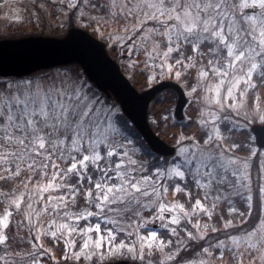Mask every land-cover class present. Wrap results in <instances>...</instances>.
I'll return each mask as SVG.
<instances>
[{
  "label": "snow or ice",
  "instance_id": "6c2138e0",
  "mask_svg": "<svg viewBox=\"0 0 264 264\" xmlns=\"http://www.w3.org/2000/svg\"><path fill=\"white\" fill-rule=\"evenodd\" d=\"M35 7L0 32V264H264V0Z\"/></svg>",
  "mask_w": 264,
  "mask_h": 264
},
{
  "label": "water",
  "instance_id": "95a60500",
  "mask_svg": "<svg viewBox=\"0 0 264 264\" xmlns=\"http://www.w3.org/2000/svg\"><path fill=\"white\" fill-rule=\"evenodd\" d=\"M96 40L98 51L100 54V63H99V70L103 76V83L106 85L108 91L116 97L117 93H119L122 96H127L128 89L133 88L138 94H142V91L140 92L130 80H128L127 76L124 74V72L121 69L120 64L108 53L106 48V43L100 40L97 37H94ZM103 45L102 48L99 46ZM53 49L56 48V45H52ZM143 92L148 93V95H143V98L139 101L141 106L146 105L145 111L149 109L150 103L154 99V94L152 93L151 87L143 90ZM178 94L177 102H176V108L180 111H184L187 100L181 97ZM152 96V98H149ZM132 103H136L134 98H129ZM259 147L260 145L257 144Z\"/></svg>",
  "mask_w": 264,
  "mask_h": 264
},
{
  "label": "rangeland",
  "instance_id": "374dc122",
  "mask_svg": "<svg viewBox=\"0 0 264 264\" xmlns=\"http://www.w3.org/2000/svg\"><path fill=\"white\" fill-rule=\"evenodd\" d=\"M38 3L39 0H6L5 4L0 5V32L13 33L17 36L20 33L28 34L40 31H43L46 34L52 33L53 26L49 23L47 19H45L44 22L41 24H36L33 20L29 19V16L33 11H39V9L35 7V5H37ZM16 8H19L20 14L25 17L22 23L12 22L10 19L12 15L11 10H14ZM9 24H11V27H8ZM23 26L25 27L21 28ZM119 62L121 64V59L119 60ZM124 71L128 76V70L124 68ZM255 147L258 148L256 145ZM255 227H262L260 220L258 221ZM157 230H159V228H157Z\"/></svg>",
  "mask_w": 264,
  "mask_h": 264
},
{
  "label": "trees",
  "instance_id": "16d2710c",
  "mask_svg": "<svg viewBox=\"0 0 264 264\" xmlns=\"http://www.w3.org/2000/svg\"><path fill=\"white\" fill-rule=\"evenodd\" d=\"M108 50H109L110 54H111L114 58H116L117 60H120V59H121V58L119 57V55H118L116 52L112 51L111 46H109ZM132 82H133V83L137 86V88L140 89V90H143V89H145V88L148 87V85L144 84L143 80H140L139 82H137V80H132ZM176 97H177V94L173 96L172 100H171L169 103L175 105ZM152 103H153V101H152ZM152 103H151V105H150V108H151V106H152ZM150 108H149V109H150ZM258 221H259V219L254 220L252 226L255 227L256 224L258 223Z\"/></svg>",
  "mask_w": 264,
  "mask_h": 264
}]
</instances>
